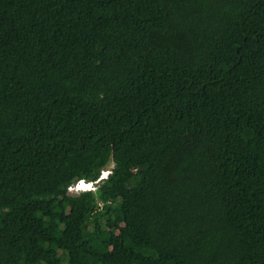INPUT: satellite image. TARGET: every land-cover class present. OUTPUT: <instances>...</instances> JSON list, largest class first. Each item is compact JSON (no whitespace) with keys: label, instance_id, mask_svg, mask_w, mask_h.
<instances>
[{"label":"trees","instance_id":"trees-1","mask_svg":"<svg viewBox=\"0 0 264 264\" xmlns=\"http://www.w3.org/2000/svg\"><path fill=\"white\" fill-rule=\"evenodd\" d=\"M0 264H264V0H0Z\"/></svg>","mask_w":264,"mask_h":264},{"label":"clouds","instance_id":"clouds-1","mask_svg":"<svg viewBox=\"0 0 264 264\" xmlns=\"http://www.w3.org/2000/svg\"><path fill=\"white\" fill-rule=\"evenodd\" d=\"M116 167L117 165L113 161L110 166L106 165L100 168L94 178L89 179L85 176H80L71 183L66 184L63 191L70 199L88 194H92L98 198L100 189L110 180Z\"/></svg>","mask_w":264,"mask_h":264},{"label":"rangeland","instance_id":"rangeland-1","mask_svg":"<svg viewBox=\"0 0 264 264\" xmlns=\"http://www.w3.org/2000/svg\"><path fill=\"white\" fill-rule=\"evenodd\" d=\"M110 165H111V164H110ZM110 165H109V166H110Z\"/></svg>","mask_w":264,"mask_h":264}]
</instances>
